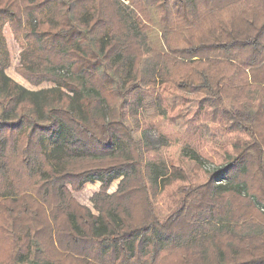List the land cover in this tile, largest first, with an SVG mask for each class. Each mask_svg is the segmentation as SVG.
<instances>
[{
  "label": "trees",
  "instance_id": "16d2710c",
  "mask_svg": "<svg viewBox=\"0 0 264 264\" xmlns=\"http://www.w3.org/2000/svg\"><path fill=\"white\" fill-rule=\"evenodd\" d=\"M125 2L0 0V264H264V0ZM5 25L19 74L52 88L5 75ZM146 57L161 93L214 103L247 138L165 212L125 123Z\"/></svg>",
  "mask_w": 264,
  "mask_h": 264
},
{
  "label": "rangeland",
  "instance_id": "374dc122",
  "mask_svg": "<svg viewBox=\"0 0 264 264\" xmlns=\"http://www.w3.org/2000/svg\"><path fill=\"white\" fill-rule=\"evenodd\" d=\"M2 35L9 54L5 75L27 91L52 88L53 85L46 83L35 87L19 74L20 44L9 25L3 27ZM152 64L146 57L144 65L148 68L143 81L147 86H141V93L130 96L125 123L140 149L150 199L165 212V204L178 202L187 189L205 183L208 174L227 165L230 162L227 158L235 157L247 138L237 133L226 118L219 116V108L214 103L199 102L191 96L181 99L183 95L171 91L173 95L161 93L158 81H154L150 72ZM152 164L163 168L171 177L173 182L166 190L161 191L158 185L149 182L154 177ZM117 184L116 181L111 185L108 194L115 192ZM99 190L100 183L95 182L71 194L77 205L92 210L90 200ZM56 222L58 228L63 227L62 217ZM49 224L54 228L52 219Z\"/></svg>",
  "mask_w": 264,
  "mask_h": 264
}]
</instances>
